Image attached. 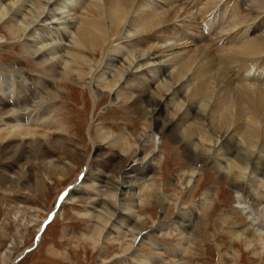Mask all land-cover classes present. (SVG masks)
<instances>
[{
  "label": "rangeland",
  "instance_id": "rangeland-1",
  "mask_svg": "<svg viewBox=\"0 0 264 264\" xmlns=\"http://www.w3.org/2000/svg\"><path fill=\"white\" fill-rule=\"evenodd\" d=\"M16 1L0 0V99L11 103L5 107V112L11 115L13 112L22 111L24 115H30V118L9 124L0 115V264H264V204L253 205L252 201L245 199V192L234 190L225 176L220 178L219 167H226V171H229L231 163L221 156L222 151L216 152V158H210L209 163L199 166L193 165L190 157L183 151L182 143L187 139L185 131L188 126L194 125L198 131H206L196 133L190 140L192 152L197 153V148L199 149L203 141L208 143L202 136L210 133L207 124L211 123V117L209 116L206 124L199 117L181 120L176 126L178 139L163 138L160 132L152 131L149 116H144L142 112L132 113L125 108L136 96L134 92L128 93L122 86V94L117 97L116 91L121 90L124 79L110 92L105 84L109 82L108 76L97 78L99 71L104 68L103 63L95 72L97 63L102 60L101 56L94 59L85 54L81 55L94 66L92 70L86 71L89 74L88 80L77 81L75 73L73 79L63 81V65H59L60 70L56 74L50 70L51 62L57 61L59 55L56 58L48 55L39 60L32 58L31 54L37 49L47 50L59 45L70 47L74 31L69 28L62 30L64 25L58 26L51 21H41L48 14L47 9L40 19H34L37 22L30 24L24 35L20 37L22 32L15 35L11 23L5 24L11 13L6 18L3 17L4 19L1 18V13ZM185 1H178V5L186 8V12L190 11L191 16L193 12L199 15L208 3L215 0H197V5L192 8L186 7ZM226 1L229 5H226V11L222 15L223 24H218L213 33H210L213 38L212 43L209 41L210 45L208 41L200 42L194 35L197 33L196 26H200L198 23L202 19L191 22L183 17L185 14L182 9L183 13L179 14L181 16L173 18L167 25L169 28L186 30L185 38L177 42L168 40L175 32L165 31L166 33L159 35L163 40L158 35H152L151 41L148 40L150 42L145 41L136 47L137 51L142 49L146 53L157 52L160 61L156 64L163 65L167 62L166 71L164 74L150 73L149 69L156 67V64L151 62L146 65L149 61L145 60L142 62L143 68H135L140 73L137 74L138 79L132 78L130 84L125 86L126 90L130 86L138 85L140 80L145 86L148 98L157 100L160 97L157 84L161 85L163 81L165 84L172 83V73L177 66L172 67L174 62H168L177 54L183 57L186 51L189 53L195 47L202 46L201 43L213 49L224 47L226 38H215L213 34L223 33V28L231 22L229 13L234 2L238 6H235L237 11L242 15L247 14L246 11L251 6L253 10H259L249 12L251 19L246 16L248 22H243L237 29L234 27L235 29L227 30L228 34L238 29L243 31L250 25L252 28L254 25V32L249 37L264 35V8L261 9L264 4L256 8V0H237V3L236 0H216L215 6L222 9ZM88 2L89 0L85 5ZM23 4L18 3L14 9L21 5L23 13L16 22L18 26L25 27L22 20L30 21L37 13H42L43 9L35 7L33 0ZM212 10L204 15L207 19L216 14ZM61 11L62 9L53 10L51 15ZM82 12L83 8L77 9L74 17H79ZM68 14L70 13L64 12L60 15L66 17ZM70 16L68 19L73 15ZM65 21L67 19H60L57 23ZM39 23L40 26H37ZM34 28L37 29L35 37L27 36ZM49 30H54V34ZM61 31L65 36H69L71 32V37L66 39L67 37L58 35ZM123 34L124 37L117 41L118 44L114 43L116 47L113 45L107 56H122V51L126 52L128 47L135 48V38L127 37L130 36L128 32L124 31ZM43 37H49L50 41L41 39ZM53 38L56 40L51 41ZM173 38L178 39L179 35L176 34ZM29 39L32 40L31 45L26 41ZM175 43H178L175 48H165ZM65 52L67 49H64ZM182 52L184 55H181ZM128 55L130 56L129 52L123 54L122 59L126 61ZM114 65L121 67L123 63L117 61ZM115 68L114 71H117ZM141 71L148 73L143 75ZM91 78L92 83L89 85ZM187 78L186 76L183 81ZM191 85L193 83L184 87L182 95L169 101L162 117L171 119L175 116L177 107L191 99ZM24 90L28 92L29 101L17 107L13 103ZM24 95L26 94H22L23 97ZM196 110H203L201 102L196 101ZM40 113H44L43 116ZM24 130L30 132V136H26L28 140L40 141L46 146L45 152L35 148L31 150V145L24 150L15 143L16 139L23 138L19 137V132ZM235 136L241 144V137L237 134ZM141 138L142 142L145 139V149L142 151L139 149L141 143L137 141ZM213 138L216 140L215 136ZM128 144L134 145L132 150H135L130 158H127L130 147ZM214 144L215 142L212 143ZM261 149L264 159V149ZM111 156H114L112 164L102 166L100 161ZM150 160L152 169L149 167L145 172L131 177L134 174L129 173L132 168H138L141 161ZM121 168H125L124 172L118 175ZM241 172L239 169L236 174H247L244 176L247 178L250 169ZM88 174L103 176V180L108 183L115 184L123 177L124 180H132H127L128 185L136 184L133 190L126 192L128 203L119 210L130 216L134 222L148 220L144 235L152 234L153 246L159 249L153 251L152 243L147 239L144 240L146 244L139 242V237L135 241L133 232L129 231L131 227L128 230L112 228L111 231L109 227L113 220L104 228L105 220L110 217L109 212L114 211V208H110L114 204L112 199L116 200L112 196L116 192L106 188V183L101 180H90ZM254 180L253 192L264 197V179L255 177ZM74 190L78 193L71 197ZM156 192L158 196H150ZM130 193L136 194L134 199L128 198ZM95 199H103V202L91 208L90 203ZM127 204L135 205V208H128ZM145 207L148 210H142ZM189 218L193 227H186V232L181 231L179 226ZM130 245L132 250L125 253L124 249Z\"/></svg>",
  "mask_w": 264,
  "mask_h": 264
},
{
  "label": "bare ground",
  "instance_id": "bare-ground-1",
  "mask_svg": "<svg viewBox=\"0 0 264 264\" xmlns=\"http://www.w3.org/2000/svg\"><path fill=\"white\" fill-rule=\"evenodd\" d=\"M25 1H30V0H17L14 3V5L7 8L5 12L4 10L3 11L1 10V12H4L1 13L3 14V16H1L2 19H4L3 17L6 18V16L11 13L10 16H8L9 18L6 19L5 24L11 23L10 26H12L11 28H13L14 30L13 32L15 33V35L21 34V32L22 34L20 35V37L24 35L28 29L27 27L30 28V24L37 22L34 19L35 18H37V20L40 19L42 15L46 13L45 11L47 9H48L47 12L48 14H46V16L43 17L41 21L43 22L51 21L52 24H56L58 26L59 24L64 25V28L62 30L69 28L74 31V37H72L73 41L71 42L70 47H66L65 45L62 44L63 46L61 47L60 45L54 46L47 50L45 48L37 49L34 53L31 54L32 58H37L40 60L42 58L45 59L48 55L49 56L54 55L55 58L57 57V55H59L57 61L51 62L50 65L51 72L53 74H56V72H58V69L60 70L59 65L61 64L64 66L63 71L61 73L62 74L61 77L63 78L62 79L63 81L64 79H69V78L73 79L75 73H76V78L78 79L77 81H83V80L85 81L89 79L87 78L89 74H87L86 71L92 70L94 66L92 65L91 62L81 57V55L85 54L88 57L94 59L99 58L101 56L102 60H100L97 63L95 72L102 67L103 63H104V68L99 71L100 75L98 74L99 76L96 77L101 78L104 75L108 76L107 78H109V82L105 84H107L106 88H108L110 92L113 91L117 83L121 82L124 79V82L120 87L121 90L116 91L117 97L121 96L120 94H122V86H123V90H125L126 92L128 93L134 92L136 96L134 97V99L131 101L130 104L127 105L126 104L127 102H125L126 104L125 108L130 110L132 113L140 114L142 112L144 116L147 117L149 116L150 117L149 120L151 121V125L153 127L152 131L155 130L160 132L163 138L172 137L178 139L176 133V126L177 124L180 123L181 120H185V119L188 120V118L199 117V119L206 124V122L209 121V116H210L211 117L210 119L212 120H210L211 123H208L207 126H208V131L211 134L209 133L210 135L209 136L207 134L208 133L207 131L206 135L208 136H204V134L202 136V139L208 141V143L203 141L201 145H199V149L197 148L198 152L197 153L192 152L191 150L192 148H190V146L192 145L190 143V140L194 138V135L196 133L200 134L205 130L203 129V131L200 130L198 131L194 125L188 126L185 131V135L187 139H185V142L182 143L183 151L190 157L191 163L196 166L208 162L210 158L211 159L216 158L214 156L216 152L222 151L221 156L227 158V161L231 163L229 166L230 169L229 171H226V167L224 168L219 167L218 172L220 178H223L225 176V179H227V181L230 183L231 187L234 190H237V192L238 191L245 192L244 194L246 197L245 199L246 200L249 199V202L252 201L253 205L254 203H258L260 205L264 204V197H260V194H255L252 190V188L254 189L253 184L255 183L254 180L255 177L256 178L262 177L264 179V159L261 155L263 152L261 148L264 149V35L257 36L254 38L252 37L253 39L250 38L249 37L250 33H253L255 29L253 27L254 25L252 26V28L250 25L247 29H244L243 31H240L238 29V31L236 30V32H234L235 31L234 30L233 31L234 33L231 32L230 34H228L229 32L227 31L230 30L231 28L234 27L236 28L237 26L239 27V25L241 26L243 22L244 24L245 22H248L247 19L249 17L248 16L249 12L250 13L257 12V10L259 9L255 11L253 10L254 9L253 6H251L249 8V11H246L247 14L242 15L240 11H237V8L235 7L237 5L234 2L229 13L232 18L231 22L228 23V26L223 28V33H219L220 35L213 34V37L215 36V38L225 37L226 38L225 40H227V42L224 41L225 44L223 45L224 47H221L219 49H213L210 48L211 46L209 47L210 45L209 41L213 39L210 33H213L212 31L215 30L218 24L221 25L223 24L222 19L224 18H222V15H224L226 11L225 8L226 5H229L228 1H226L223 7L221 6L222 7L221 9L218 8L217 5L216 8L215 6L216 0L215 1L213 0L214 2L208 3V5L205 6L203 11L200 12L199 15L197 12L196 13L193 12L194 14L192 13L191 16H189L190 11L186 12L187 10L186 8L184 9L182 8V6L178 5L179 4L178 1L180 0H160V1L159 0L158 1L156 0H89L87 5H85V3L88 0H33L34 6L43 9V12L41 11L42 13L40 12L37 13L38 15L33 16L34 18L31 20L29 18L30 21L28 22L22 20V23L26 25L25 27H23L21 25L18 26L16 22L20 14L23 13V10L21 9V5L16 9H14V7L17 6V4L20 2L21 4H23V2ZM196 2L197 0H186L185 6L192 8L196 4ZM254 4L256 5V6L254 5V7L257 8L258 5L264 4V0H256ZM163 6L164 7L166 6V8H163ZM54 8H56L57 10L62 9V11L60 13H55V15L52 16L51 11L56 10ZM79 8H83V12L80 14L79 17L78 16L74 17L76 15L77 9ZM262 8L264 7L261 6V9ZM182 9H184V11ZM211 10L216 11V14L215 15L213 14L211 17L207 19V17H205L204 15L209 11L211 12ZM181 11H183L185 14L183 15V17L190 19L191 22L202 19L200 23H198L199 21L197 22L200 26L198 27L196 26L197 33L194 35L198 37L197 39L200 40V42L206 41L207 43L208 41L209 45L205 44L203 46V43H201L202 46L197 45L198 47H195V50L191 51L192 53L189 52L191 54H189L186 51L187 53L185 52L186 55H184L182 52L181 55H184L183 57L178 56V54L177 55L175 54L176 56L168 62V63H170L171 61L174 62L172 64V67L174 65L175 67L177 66L176 71L172 73V77H171L172 83L167 82L165 84L163 81L161 85L157 84L159 85L157 88L158 93L160 95L159 99L154 100L148 98L147 93L145 91V86L143 83H141L140 80L137 82L138 85H134L135 87L130 86L126 90L125 86L130 84L132 78L136 77V79H138L137 74L140 73H138L139 71H137L135 68L137 69H140V67L143 68L144 64L142 62L147 60L149 62H146L145 64L148 65L151 62L152 64H156L158 61H160L157 52L151 53L150 51H148L146 53L142 49L137 51L136 47L140 46V44H143V42L145 41L147 42L148 40H150L152 35H153L152 37H154V35L156 36L158 35L159 37V35H161L165 31L166 32L170 31L172 33L175 32L176 34L179 35V38L175 39L173 38L176 36V34L174 33V36H172V38L168 40H175L177 42L179 39L182 40V38L186 37L187 34L186 30H181V28L178 27L169 28L167 25L173 18L181 16L179 15L183 13ZM64 12L66 13L69 12L70 14H68V16L66 17L65 16L61 17L60 14H63ZM72 12L73 14H71ZM70 15L73 16L72 18L68 19ZM60 19H67V21L63 23H57ZM37 26H40V23L37 24ZM10 31L12 32V30ZM124 31L125 33L128 32V35H130L127 37L132 39L135 38L133 40L134 41L133 44H135V48L128 47L127 45V47L129 48V49L127 48L128 49L127 51L130 53V56L129 55L127 56L126 61H124L122 57L123 54L128 53L127 51L126 52L122 51L123 52L122 56L119 54L118 55L114 54L111 57H109L110 54L107 56V52L110 51L114 43H116L117 41L121 40L124 37L125 35L123 34ZM36 32L37 29L34 28L33 30L30 31V33L28 32L27 36L35 37ZM49 32L54 34V30H49ZM206 33L208 35H206ZM60 34L62 35L63 38L67 37L66 39L71 37V32L69 36H65L64 34H62V31L58 35ZM113 38H115V40H113ZM159 38H161L160 40L164 39L162 37ZM41 39L50 41L49 37H45V38L43 37ZM55 40L56 38L51 39V41H55ZM153 40L154 38L152 39V41ZM168 40L166 39L165 41ZM26 41L29 42V44L31 45L32 42L31 39ZM177 44L175 43L172 45H168L167 47L165 46V48L171 50L172 48H175ZM64 49H67V52L64 53ZM52 60H56V59H52ZM117 61L122 62L124 66L121 65V67H117L116 65H114L115 62L117 63ZM166 65L167 62L166 63L164 62L163 65L156 64L154 65L156 67L152 68L151 70L149 69V72L153 73L154 75L156 73L164 74V71H166L165 70ZM115 67L117 68V71H114ZM134 69L137 72H134L135 71ZM111 73H113V76H110ZM141 73L144 75V73H148V72L141 71ZM168 76L169 75H167V77ZM186 76L188 78L185 81H183V79ZM165 77L166 75L164 76V78ZM92 78L90 79L89 85L92 83ZM192 83L193 85L191 86L193 87L190 91L191 99L183 104L180 102V104L182 105H180V107H177L178 110L176 109L177 110L176 114L174 117H171V119L162 117L163 111L168 106L169 101L173 100L172 98H174L177 95H182L184 87ZM27 93L28 92L25 90L20 92L19 95L17 96L18 98L14 101V103L13 102L12 103L15 105L17 104V107H19L21 103H25L29 101ZM22 94H26L27 96L24 95L23 97ZM196 101L198 103L201 102L203 110L201 111L196 110ZM10 104L11 103H7L6 101L0 99V115L2 114L5 121H7L9 124L19 123L24 121L25 118H27V120L30 118V115L29 116L24 115L22 111L21 112L17 111L16 113L13 112L11 115L9 114V112H5L4 111L5 107H7V105L9 106ZM14 134L15 137L16 133ZM236 134L241 137V142H242L241 144L236 139L235 136ZM19 135H20L19 137L23 136V138L16 139L15 143L18 144L22 149L25 150L30 145L33 147L31 148L30 146L31 150L35 148L44 151L46 149V146H44L42 142L40 141L33 142L32 138L31 141L26 138V136H30L29 131H25V130L21 131L19 132ZM213 136L216 137V140H213L214 139ZM137 141L138 143H141L140 145L141 147H139V149H141V151L144 150L145 146L143 145V143L145 142V139L143 142H142V138ZM212 141L215 142L214 145H212V143H214ZM203 143H205V145ZM130 147L127 150L129 153L127 158H130L135 153V150H132V148H134V145H131ZM119 148H121V145H119ZM122 149L124 150V148ZM113 158L114 156H111L109 159L107 158L101 160L100 163L102 166L104 165L110 166L112 164ZM149 167L150 169H152L151 160L148 162L141 161L139 163V167L132 168L129 173H134L131 174V177H135L137 174L145 172V170H147V168ZM124 169L125 168H121L120 171L118 172L119 173L118 175L123 173ZM239 169L242 172L250 169V173L248 177L247 178L244 177L247 176V174H241V175L236 174ZM88 175L90 180L92 181L101 180L102 182L106 183L105 184L106 188L114 190L116 192V195L115 194L112 195L115 196L114 198L116 200L112 199L113 201L112 203L114 204H112L113 206L111 205L110 208L111 210L112 208H114V211L113 213L109 212L110 217H107V220L109 218L108 221L105 220L104 228L108 227L109 221L113 220L111 224L112 227L111 226L109 227L111 231L112 228H115L116 230L117 229L128 230V227H131V230L129 231L133 232V237L135 241L139 237V242H142V244H146L144 241L146 239L152 243V239H153L152 234L151 236H149V234L148 236L144 235L145 231L147 230L146 226H148L149 221L145 220L142 223L134 222L132 218H130V216L126 214L124 215V213L120 212L119 210L120 207L128 203L126 197V194L128 193L127 191L133 190L134 189L133 187H135L136 184H134L135 186L133 184L128 185L129 183L127 184L128 182L127 180H129L130 182L132 180L130 179L124 180L123 177H121L120 181L114 184V183L105 182L103 180V176L101 177L98 174L97 175L88 174ZM252 175H254V177ZM94 189L98 190V188H94ZM74 193H78V191L77 190L72 191L71 197ZM135 195H136L135 193H133V195L132 193H130V196L128 198L134 199ZM156 195L158 196L157 192L151 194L150 196L155 197ZM150 196L148 195V197ZM102 202L103 199H95L90 203V206L91 208H93L94 206ZM159 205L164 207V205L162 204ZM134 206L127 204L128 208ZM127 207H123V208L125 209ZM142 210H148V208L145 207L142 208ZM183 222L184 223H182L179 226L181 231L183 230L184 232H186L185 231L186 227L189 228L193 227L191 218ZM185 222L187 224H185ZM43 227L44 225L40 228V230ZM40 230H39V234H40ZM116 230L113 231L116 232ZM40 238H41V234L39 235V239ZM237 238L240 239V237ZM156 249L159 248L153 246L152 243V250L155 251ZM131 250L132 247L130 245L124 249V252L129 253V251ZM177 256H180V254L176 255V257ZM132 260L136 262L134 259Z\"/></svg>",
  "mask_w": 264,
  "mask_h": 264
},
{
  "label": "water",
  "instance_id": "water-1",
  "mask_svg": "<svg viewBox=\"0 0 264 264\" xmlns=\"http://www.w3.org/2000/svg\"><path fill=\"white\" fill-rule=\"evenodd\" d=\"M21 258V256L20 257H18L16 260H15V262L17 261V260H19Z\"/></svg>",
  "mask_w": 264,
  "mask_h": 264
}]
</instances>
